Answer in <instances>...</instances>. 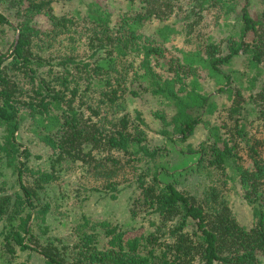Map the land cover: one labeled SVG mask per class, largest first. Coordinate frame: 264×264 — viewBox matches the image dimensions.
Masks as SVG:
<instances>
[{
    "label": "trees",
    "instance_id": "1",
    "mask_svg": "<svg viewBox=\"0 0 264 264\" xmlns=\"http://www.w3.org/2000/svg\"><path fill=\"white\" fill-rule=\"evenodd\" d=\"M65 1L73 0H0V175L14 178L12 188L0 180V264H24L27 251L45 264H264V130L256 128L264 125V12L255 16L252 0H124L131 11L115 18L107 1L81 0L58 15ZM216 8L233 20L221 40L199 31ZM153 22L160 26L148 35ZM179 41L169 57L167 45ZM57 44L66 52L54 54ZM216 95L229 102L220 123L211 120ZM145 96L156 102L165 145H151L142 115L133 120L126 107ZM199 127L207 138L187 144ZM23 132L45 158L34 157ZM174 152L188 163L172 168ZM76 164L104 177L101 192L112 200L129 169L130 216L140 227L82 214L63 236L50 235L49 218L63 214L56 183ZM235 186L251 227L232 209Z\"/></svg>",
    "mask_w": 264,
    "mask_h": 264
},
{
    "label": "rangeland",
    "instance_id": "2",
    "mask_svg": "<svg viewBox=\"0 0 264 264\" xmlns=\"http://www.w3.org/2000/svg\"><path fill=\"white\" fill-rule=\"evenodd\" d=\"M81 0L58 2L55 4V12L58 15L71 13L72 11L80 8ZM89 2L91 0H83ZM107 1L110 5L111 10L114 12V17L117 18L126 11H131L127 2L124 0H103ZM255 16L260 15L264 12V0H252L251 7ZM5 11V9L3 8ZM7 12V11H5ZM12 20V19H11ZM15 23V21H13ZM233 20H225L219 8L211 9L205 15L203 25L199 28L201 34L209 36L212 35L217 40H221L229 34V29ZM160 26L159 22H153L149 24L145 33L150 35L154 34L157 28ZM11 35H15L14 30L11 31ZM18 35L15 36L17 39ZM197 39V38H195ZM183 42H174L168 44V56H175L176 47H182ZM54 54H63L65 51V45H54ZM81 55L84 51H80ZM241 62L238 61L236 67H241ZM203 83L206 91L216 92L215 84L213 81H209L205 73H203ZM217 96V102L219 104V111L211 118L212 122L220 123L224 117V106L229 105L228 100L225 96ZM128 111L131 114L133 120L136 118L137 112L142 115V118L147 123L146 132L148 134V141L151 145H165L167 141L163 139L159 134L160 123L153 116V112L156 110V102L151 97H139L127 98ZM136 124L137 122L134 121ZM256 128L263 132L264 125L256 123ZM22 141L31 149L34 157L47 156V150L42 144L36 142L35 138L30 134L23 132L21 134ZM207 138V133L203 127H199L195 132L194 136L188 141L187 144L198 146L202 141ZM186 145V144H184ZM179 150V149H177ZM37 164L41 162L40 159L35 161ZM188 163V159L182 154L174 152V158L172 161V168L174 166H182ZM3 174V173H2ZM0 175V180L6 183V188H12L14 186V178L11 174ZM132 172L128 169L125 173H120L117 180L121 181L120 188L123 192L120 194L117 200H112L109 196H105L101 192V188L104 184L105 178L94 174H87L80 164L73 165L67 168L66 174L62 175V179L56 183L55 195L59 197V201L62 204L63 214L51 216L48 221L50 227V235L54 237H61L67 232L65 223H72L76 221L82 214H86L94 220L99 221H110L114 224H120L125 228L140 227L142 222L138 219H134L130 216V202L131 197L134 196V187H130V180ZM99 188L100 191H91L90 189ZM229 197L232 205V209L238 219V221L247 227H251L253 224V213L250 206L244 201L242 197V191L238 186L232 187L229 192ZM18 262L24 264H45L44 260L36 253L32 252H20Z\"/></svg>",
    "mask_w": 264,
    "mask_h": 264
},
{
    "label": "water",
    "instance_id": "3",
    "mask_svg": "<svg viewBox=\"0 0 264 264\" xmlns=\"http://www.w3.org/2000/svg\"><path fill=\"white\" fill-rule=\"evenodd\" d=\"M17 39H18V37H17Z\"/></svg>",
    "mask_w": 264,
    "mask_h": 264
}]
</instances>
